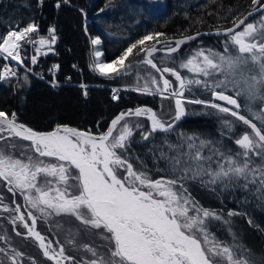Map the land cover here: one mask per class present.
Instances as JSON below:
<instances>
[{
  "label": "snow or ice",
  "instance_id": "obj_1",
  "mask_svg": "<svg viewBox=\"0 0 264 264\" xmlns=\"http://www.w3.org/2000/svg\"><path fill=\"white\" fill-rule=\"evenodd\" d=\"M42 2L37 0L39 6ZM161 2L143 0L138 7L141 13H150ZM250 3L251 10L235 17L231 28L217 30L216 35L226 37L222 51L195 49L180 63L179 69L158 67L151 57L157 51L177 53L182 45L197 40L199 33L176 40L174 46L168 41L164 49L143 47L147 41L155 40L159 44V38L165 35L148 33L111 60L102 59L105 54L97 47L102 44L101 37L91 38L95 59L89 70L105 80L122 79L136 71V86L125 85L123 90L173 99L175 113L170 120L148 106H138L121 112L103 132L93 133L69 125H57L52 131L41 132L20 123L16 112L0 110V133L7 132L30 142L32 151L24 158L0 151V181L13 197L19 193L24 201L22 205L13 200L15 207L11 211L17 215L11 218V223L16 235H22L16 230L19 222L53 264H81L75 257L66 255L63 245L54 248L52 240L36 230L35 210L41 218L66 214L90 229L100 230L109 242V255L84 264H249L234 246L217 239L210 231L211 221L222 220L223 214L201 206L186 182L198 181L221 194L243 191L248 194L243 198L244 203L252 196L264 211V110L250 118L242 114L239 102L241 94L264 98V0H250ZM60 6L61 0H57L55 7ZM257 13L259 19L250 22L249 18H255ZM59 38L55 25L48 27L47 35H42L35 20L23 26L20 23L10 26L6 33L0 34V60L14 61L15 66L0 65V81L17 77V68H23L26 73L23 82L28 84L27 73L33 68L25 61L30 59L34 67L41 55L56 54ZM25 44L32 46L34 55L29 57ZM138 45L141 47L135 55L140 59L126 64ZM141 64L159 73V79L151 74L141 77L137 70ZM249 64L250 67H245ZM59 69L58 64L49 69V83L54 88L59 86L56 79ZM181 70L191 75L182 74ZM37 75L44 78L40 73ZM140 80H144L142 85ZM79 87L86 98L87 85L81 83ZM194 87L206 91L207 97L197 96ZM121 90L112 89L113 100L120 98ZM187 105L200 107L189 109ZM190 112L215 116L222 129L227 130L221 131V137L227 135L243 151L233 150L220 140L178 131L179 123ZM228 116L247 126L251 133L233 132L234 122L225 118ZM133 117L146 119L149 128L145 129L139 122L130 124L128 118ZM254 120H260L261 126ZM137 129L141 130L142 140L151 144L148 151L153 154V160L165 162L164 167L156 166V171L164 173L159 178H153L146 165L133 163L132 137ZM157 133L164 134L159 137V143ZM170 135H176L175 142L169 139ZM2 139L6 137L0 136ZM136 159L143 165L139 156ZM4 210L9 211L7 207ZM227 215L248 213L236 208L229 209ZM86 250L97 256L94 249L86 246ZM21 259L22 254L4 237L0 264H21Z\"/></svg>",
  "mask_w": 264,
  "mask_h": 264
},
{
  "label": "trees",
  "instance_id": "obj_2",
  "mask_svg": "<svg viewBox=\"0 0 264 264\" xmlns=\"http://www.w3.org/2000/svg\"><path fill=\"white\" fill-rule=\"evenodd\" d=\"M142 2L143 0H69V3H63L61 0V6L57 9L55 7L57 0H43L42 6L38 5L37 0H0V34L6 33L10 26L14 27L17 23L23 26L32 20L39 23L42 35H47L49 26L57 27V34L60 38L56 43L57 47L55 45L56 54L50 53L51 55L48 54L39 62H45V70L52 64H58L60 66L58 81L61 83V86L54 88L49 83L50 79L44 81L40 77L27 73L29 83L25 84L23 77L26 73L22 69L13 80L0 81V110L9 114L16 112L19 122L41 132L52 131L57 125H69L79 130H91L93 133L103 132L116 115L138 106H148L165 120H170L175 113L172 99H162L158 95H144L135 91L123 90L125 85L136 86L138 83L136 71L122 79L105 80L89 70V65L95 58L91 38L101 37L102 44L97 47H100L99 49L105 54L102 59L111 60L131 42L148 33H163L165 35L159 40L167 42L196 33L230 28L233 26V19L242 14L246 15L252 5L250 0H162L154 6V11L141 13L138 5ZM101 9L103 11H100ZM254 19L258 20L259 15L249 21L252 22ZM225 39L226 37H215L214 39L206 37L203 40L186 44L188 46H183L180 52L174 55L155 54L151 58L158 67L168 66L179 69L180 63L189 58L195 49L205 47L222 51ZM156 43L155 40L147 41L143 47L151 48ZM140 47L138 45L126 63H135L140 59L135 55ZM164 47L165 44L160 49ZM1 63L2 61L0 65ZM73 65L76 67L74 68ZM250 66L251 64L245 67ZM137 70L141 77L147 78L151 74L159 79L158 73L155 74V71L148 65L141 64ZM181 72L191 75L186 73V70H181ZM165 76L167 77V74ZM68 77L71 79H67ZM170 79L174 81L173 77ZM141 81L144 83V80H140L139 83ZM81 83L87 85L86 98L79 87ZM113 87L122 89L119 92L121 98L118 100L112 99ZM193 92L197 96L207 97L208 95L201 88L194 87ZM185 95L189 93L186 92ZM239 102L242 114L250 118L264 110V98L260 95L249 98L246 94H241ZM186 107L192 109L200 106L187 105ZM208 111L215 110L209 109ZM225 118L234 122L233 132L247 130L251 133L247 126L235 121V118L230 116ZM128 122L130 124L139 122L144 125L145 129L149 128L148 121L143 117L128 118ZM254 122L258 127L261 126L260 120H254ZM177 130L197 133L206 139L220 140L221 144H226L233 150L243 151L232 140H228L227 135L221 137V131L227 130L222 129L215 116L190 112L185 121L178 125ZM140 131L135 130L132 137L134 141L132 145L133 163L140 167L146 165L149 174L153 178H159L164 173L156 171V166L164 167L165 162L153 160V154L148 151L151 144L149 141L142 140ZM6 135L8 136L7 132L0 133V136L6 137ZM155 135L156 142L159 143V137L164 134ZM169 139L175 142L176 135H170ZM0 151L20 158L32 154L30 142L16 138L0 140ZM137 156L143 160V165L139 159H136ZM186 187L201 206L223 214L222 220H212L210 224V228L213 229L210 231H213L214 235L216 233L217 239H222L227 244L232 243L241 254V258H247L249 264H261V262L264 264V211L258 206L259 201L249 196V202L244 203L243 198L248 194L243 191H236L232 195L228 192L221 194L198 181H188ZM13 200L22 205L24 203L19 193L13 197L4 182L0 181V202L15 207ZM236 208L247 211L248 215L229 217L228 210ZM33 211L37 216V231L52 240L54 248L58 249L63 245L66 255L75 257L81 264L109 255V242L104 235H101L100 230L90 229L66 214L54 218H41L39 213ZM249 217H252L251 224ZM11 218V213L0 209V246H4V237H7L8 244L22 254L23 264H53V261L43 255V251L33 238L24 237L27 231L18 224L16 230L22 235H16ZM225 220L229 223H224ZM86 246L94 249L97 256L88 252ZM239 247L243 252L238 249ZM261 258L263 261L260 260Z\"/></svg>",
  "mask_w": 264,
  "mask_h": 264
},
{
  "label": "built area",
  "instance_id": "obj_3",
  "mask_svg": "<svg viewBox=\"0 0 264 264\" xmlns=\"http://www.w3.org/2000/svg\"><path fill=\"white\" fill-rule=\"evenodd\" d=\"M24 47V49L25 50H27V52H28V55H29V57L31 56V55H34L35 54V52H34V49L32 48V46L31 45H24L23 46ZM22 55H23V52H22ZM44 57H46V56H43V55H41L40 57H39V60L40 59H42V58H44ZM39 60H38V63L33 67V66H31V64L29 63V67H32L33 68V70H32V72H30V74L31 75H35V76H37V77H39V75H37V73H40V74H42L43 75V79L42 80H44V81H48V79H51V75H50V73H49V69H51V67L54 65V64H52L51 66H48V73L46 74V75H44V67H45V62H39ZM2 60H0V62H1ZM26 61H29L30 62V59L29 60H26ZM25 61V62H26ZM3 63H8L10 66H15V62L14 61H2V64ZM56 64V63H55ZM21 69H23V68H17V71H18V74H19V72H20V70ZM1 71H2V67H1ZM56 75H57V73H56ZM14 78H16V77H14ZM14 78H10V79H5V80H13Z\"/></svg>",
  "mask_w": 264,
  "mask_h": 264
},
{
  "label": "water",
  "instance_id": "obj_4",
  "mask_svg": "<svg viewBox=\"0 0 264 264\" xmlns=\"http://www.w3.org/2000/svg\"><path fill=\"white\" fill-rule=\"evenodd\" d=\"M247 14V13H246ZM258 14V13H257ZM256 14V15H257ZM250 18H252V17H250ZM249 18V19H250ZM231 28V27H230ZM226 29V28H225ZM240 29H237V31H239ZM221 32L223 31V30H220ZM216 32H217V30H215V31H211V32H204V33H199L200 35L198 36V39L197 40H200V39H204V37H209V38H215V37H225L224 35H216ZM194 35V34H193ZM187 37V36H186ZM183 38H185V37H183ZM183 38H180V39H183ZM176 40H179V39H175V40H172V42H173V46H174V42L176 41ZM168 42V41H167ZM194 41H190V42H188V43H186V44H189V43H193ZM166 43V41H161V43H159V44H155V45H153V46H156L158 49H160V47L162 46V45H164ZM186 44H184V45H182L181 46V48H180V50L183 48V46H185ZM152 46V47H153ZM163 49V48H162ZM179 50V51H180ZM155 54H166V55H169V54H167L165 51H157L156 53H154V55ZM173 54V53H172ZM171 54V55H172ZM154 70V69H153ZM155 71V70H154ZM156 72V71H155ZM158 75H159V73H158ZM173 100V99H172ZM173 104H174V100H173ZM174 109H175V105H174ZM132 110H135V109H132ZM119 115V114H118ZM118 115H116L115 117H117ZM114 119V118H113ZM112 121V120H111ZM183 121V120H182ZM181 121V122H182ZM180 122V123H181ZM21 123V122H20ZM110 124V123H109ZM26 125V124H25ZM28 126V125H27ZM109 126V125H108ZM108 126H107V128H108ZM148 126H149V122H148ZM107 130V129H106ZM8 137H10L11 139H19V140H22V139H20V138H18V137H15V136H8ZM22 141H24V140H22ZM26 142V141H25Z\"/></svg>",
  "mask_w": 264,
  "mask_h": 264
},
{
  "label": "bare ground",
  "instance_id": "obj_5",
  "mask_svg": "<svg viewBox=\"0 0 264 264\" xmlns=\"http://www.w3.org/2000/svg\"><path fill=\"white\" fill-rule=\"evenodd\" d=\"M258 15H259V13H258L255 17H257ZM252 18H253V17H252ZM252 18H250L249 20H251ZM204 38H206V37H204ZM208 38H209V37H208ZM216 38H218V37H216ZM219 38H225V37H219ZM211 39H212V38H211ZM213 39H214V38H213ZM200 40H201V39H200ZM202 40H203V39H202ZM160 41H161V40H160ZM162 41H163V40H162ZM195 41H197V40H195ZM199 42H200V41H199ZM160 43H161V42H160ZM193 43H194V42H193ZM156 44H157V43H156ZM186 46H188V45H186ZM186 46H185V47H186ZM56 47H57V44H56ZM185 47H184V48H185ZM99 48H100V47H99ZM100 50H101V49H100ZM55 51H56V49H55ZM182 51H183V50H182ZM182 51H181V52H182ZM179 52H180V51H179ZM177 53H178V52H177ZM50 55H51V54H50ZM53 55H54V54H53ZM165 55H166V54H165ZM173 55H174V53H173ZM47 56H48V55H47ZM166 56H168V55H166ZM170 56H171V55H170ZM51 57H52V56H51ZM45 58H46V57H45ZM94 59H95V58H94ZM27 62H29V61H26L25 64H26V65H29V64H27ZM29 63H30V62H29ZM1 64H2V63H1ZM44 68H45V67H44ZM161 68H162V67H161ZM151 69H152V68H151ZM21 70H22V69H21ZM21 70H20V71H21ZM47 73H48V69H47V70L44 69V75H46ZM155 74H156V72H155ZM58 75H59V71L57 72V75H56V79H57V81H58ZM165 75H166V74H165ZM154 76H155V75H154ZM156 76H157V75H156ZM158 76H159V75H158ZM156 78H157V77H156ZM167 78H168V77H167ZM169 79H170V77H169ZM171 80H173V79H171ZM141 82H142V81H141ZM141 82H140V83H141ZM70 83H72V82H70ZM142 83H143V82H142ZM142 83H141V84H142ZM58 84H59V86H61V83H60L59 81H58ZM174 85H175V83H174ZM59 86H58V87H59ZM50 87H51V86H50ZM114 88H115V87H114ZM112 89H113V88H112ZM120 98H121V97H120ZM122 112H123V111H122ZM134 118H135V117H134ZM131 119H132V118H131ZM185 119H186V118H185ZM185 119H183V121H185ZM179 124H180V123H179ZM158 134H159V133H158ZM161 134H162V133H161ZM6 136H7V135H6ZM26 142H27V141H26ZM192 183H193V182H192ZM14 216H15V215H14ZM211 223H212V222H211ZM224 223H225V222H224ZM217 225H218V224H217ZM221 225H222V224H221ZM211 227H212V226H211ZM217 227H218V226H217ZM220 227H221V226H220ZM223 227H224V226H223ZM215 228H216V227H215ZM210 229H211V228H210ZM218 229H219V227H218ZM220 229H221V228H220ZM211 230H213V229H211ZM212 233H213V231H212ZM214 233H215V232H214ZM215 235H216V233H215ZM232 240L235 241V239H232ZM232 240H230V241H232ZM221 241H222V239H221ZM227 241H228V240H227ZM236 242H237V241H236ZM36 243H37V242H36ZM228 243H229V242H228ZM229 244H230V243H229ZM230 245L233 246L232 243H231ZM237 245H238V244H236V246H237ZM237 247H238V246H237ZM246 247H247V246H246ZM246 247H245V249H246ZM242 248H243V247H242ZM259 248H260V247H259ZM238 249H240V247H239ZM240 250H241V249H240ZM246 250H247V249H246ZM241 251H242V250H241ZM244 251H245V250H244ZM242 252H243V251H242ZM247 252H248V250H247ZM240 255H241V254H240ZM242 256H243V255H242ZM244 257H248V255H247V256L244 255ZM250 257H251V256H250ZM252 258H253V257H252ZM252 258H250V259H252ZM243 259H245V258H243ZM248 259H249V258H248ZM263 259H264V258H263ZM246 260H247V258H246ZM260 260L263 261L262 258H261ZM255 261H256V260H255ZM258 261H259V260H258ZM248 262H249V261H248ZM255 263H256V262H255ZM252 264H253V263H252ZM259 264H260V263H259ZM261 264H263V262H261Z\"/></svg>",
  "mask_w": 264,
  "mask_h": 264
},
{
  "label": "rangeland",
  "instance_id": "obj_6",
  "mask_svg": "<svg viewBox=\"0 0 264 264\" xmlns=\"http://www.w3.org/2000/svg\"><path fill=\"white\" fill-rule=\"evenodd\" d=\"M94 54V53H93ZM127 64V63H126ZM114 88V87H113ZM5 133V132H4ZM3 133V134H4ZM9 136V135H8ZM8 136H6V138H10V137H8ZM11 139V138H10ZM13 155V154H12ZM15 156V155H14ZM5 207H7L8 209H9V211H6L7 213L9 212V213H11V215H12V217L14 216V215H17L15 212H13V211H11V209H13L14 207H10L9 205H6V204H4L3 202H0V209L1 210H3V211H5L4 209H5ZM54 217H56V216H51V218H54ZM45 218H49V217H45ZM17 224L19 225V222H17ZM37 230V229H36ZM25 238L27 237L28 238V236H27V234L24 236ZM39 247V246H38ZM40 248V247H39ZM41 249V248H40ZM21 264H23V262H21ZM65 264H67V262H65Z\"/></svg>",
  "mask_w": 264,
  "mask_h": 264
}]
</instances>
